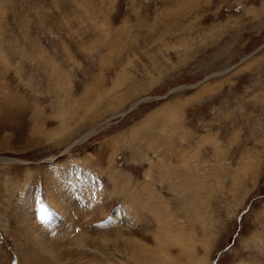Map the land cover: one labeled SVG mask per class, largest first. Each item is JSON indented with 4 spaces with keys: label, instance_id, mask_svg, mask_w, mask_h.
Masks as SVG:
<instances>
[{
    "label": "rangeland",
    "instance_id": "rangeland-1",
    "mask_svg": "<svg viewBox=\"0 0 264 264\" xmlns=\"http://www.w3.org/2000/svg\"><path fill=\"white\" fill-rule=\"evenodd\" d=\"M0 264H264V0H0Z\"/></svg>",
    "mask_w": 264,
    "mask_h": 264
},
{
    "label": "bare ground",
    "instance_id": "bare-ground-1",
    "mask_svg": "<svg viewBox=\"0 0 264 264\" xmlns=\"http://www.w3.org/2000/svg\"><path fill=\"white\" fill-rule=\"evenodd\" d=\"M133 106H135V105H132V107H133ZM83 138H84V136L81 137L79 140H81V139H83ZM79 140H78V141H79ZM80 160H81V159H80ZM116 182H117V181H116ZM54 204L56 205V203H54ZM57 206H59V205H57ZM64 206H65V205H64ZM67 206H68V205H67ZM62 207H63V206H62ZM64 208H66V207H64ZM59 209H60V208H59ZM61 209H62V208H61ZM65 210H66V209H65ZM60 211H61V210H60ZM57 227H58V226H57ZM72 228H73V227H72ZM45 242H46V241H45ZM45 242H42V244H41L42 247L45 246V245H47ZM42 247H41V248H42ZM43 248H44V247H43ZM161 259H162V258H161ZM169 259H170V258H169Z\"/></svg>",
    "mask_w": 264,
    "mask_h": 264
}]
</instances>
